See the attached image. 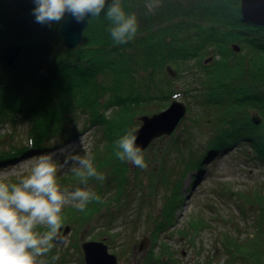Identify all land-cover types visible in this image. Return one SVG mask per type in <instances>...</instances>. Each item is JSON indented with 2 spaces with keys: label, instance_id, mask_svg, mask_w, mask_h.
Instances as JSON below:
<instances>
[{
  "label": "trees",
  "instance_id": "obj_1",
  "mask_svg": "<svg viewBox=\"0 0 264 264\" xmlns=\"http://www.w3.org/2000/svg\"><path fill=\"white\" fill-rule=\"evenodd\" d=\"M124 4L138 16L134 40L115 45L102 14L90 19L82 45L69 50L59 34L60 24L35 22L32 0H0V47L21 48L15 69L0 63V128L20 120L27 129L25 146L0 150V166L29 151L51 150L50 142L57 138L61 144L74 140L80 134L78 121L84 131L94 128L103 133L91 155L106 179L103 183L90 179L89 185L98 194L115 181L110 191L115 196L109 200L114 203L99 195L101 202L90 203L85 212L70 207L62 213V225L68 222L73 230L96 218L111 224L114 214L133 205L135 192L128 189L124 176L133 169L115 157L114 141L126 129H137L141 117L166 109L176 97L186 95L196 103L202 113L196 129L209 134L202 154L186 162L185 170L203 171L209 156L216 158L237 145L244 158L264 165V27L243 20L238 0H163L155 15L146 13L144 0ZM233 45L246 52L234 53ZM180 80L184 86L178 90ZM250 110L261 115L259 126L251 123ZM160 160L164 163L166 158ZM71 185L80 186L76 179ZM168 206L169 202L156 230H164L174 212ZM197 225L201 227L200 220L189 227L194 230ZM263 226L260 218L246 234L238 227L237 233L221 232L214 256L225 261L215 262L210 255L199 264H264ZM108 235L111 246L115 236ZM53 255L58 254L51 252L48 258ZM164 255L163 248L155 256L150 252L144 264H160Z\"/></svg>",
  "mask_w": 264,
  "mask_h": 264
},
{
  "label": "rangeland",
  "instance_id": "obj_2",
  "mask_svg": "<svg viewBox=\"0 0 264 264\" xmlns=\"http://www.w3.org/2000/svg\"><path fill=\"white\" fill-rule=\"evenodd\" d=\"M232 49L236 54L246 52L236 45H233ZM176 84L178 90L184 86L181 80ZM175 100L187 108L184 120L176 132L154 141L144 151L147 169L142 170L127 163L128 168L133 169V172L129 170L124 175L128 180V189L135 192L133 205L121 215L114 214L111 219L113 222L108 225L99 218L94 219L85 228L77 230H73V226L68 225V222L62 225L60 236L66 229L69 231L66 241L52 250V253L59 256L55 264H84L81 244L90 241H103L108 254L115 257L117 264H144L150 252L155 256L161 248L166 251V255L160 264H199L205 262L210 255L214 257L215 262H222L225 257L214 256L216 239L221 232L237 233L238 227L246 234L247 231L254 230L253 226L260 218L264 222V206H261V203L264 204V165H257L251 159L244 158L241 155V145H237L234 150L222 151L219 158L209 156L204 161L206 164L203 171L185 170L186 162H190L194 156L200 157L209 134L196 129L197 120L202 115L196 103L186 95L176 97ZM255 116L260 119L261 115L255 110H250V121ZM81 122L78 121L76 128L80 134L74 140L61 144L57 138L50 142L54 145L51 150L40 153L29 151L21 158L0 166V180L18 182L29 172L32 158L40 154H53L56 163L62 165L64 156L60 152L67 144H75L76 154H92V148L96 147L99 140V143H102L103 133L100 131L99 134L94 128L84 131ZM261 122L262 119L260 124ZM26 133L25 122L18 120L13 124L6 123L0 128V144L4 143L0 145V150H8L9 146H25ZM168 149L171 151L165 157ZM161 157L166 158L164 163L160 160ZM57 178L62 188L70 189L73 188L71 182L77 180L67 167L58 169ZM110 184L105 190L99 191L98 195L112 204L114 202L109 200L115 194L110 191L116 183L111 181ZM153 185L154 189L151 188ZM253 193L258 198L253 197ZM168 202V210L174 212L163 225L165 229L156 230L159 224L156 221H159L158 218ZM70 207L65 206L62 213ZM193 220L201 221V227L197 225L195 231L189 227ZM162 221L166 222L165 219ZM159 222L161 223V219ZM105 234H109V237L115 236L113 242L116 243L110 246L112 243ZM142 240H145L146 244L144 249L138 252ZM125 244L129 246L124 247ZM41 259L51 264L48 256Z\"/></svg>",
  "mask_w": 264,
  "mask_h": 264
},
{
  "label": "clouds",
  "instance_id": "obj_3",
  "mask_svg": "<svg viewBox=\"0 0 264 264\" xmlns=\"http://www.w3.org/2000/svg\"><path fill=\"white\" fill-rule=\"evenodd\" d=\"M32 14L41 25H59L66 16L77 24L88 23L102 14L108 22L106 31L115 45L131 42L137 35L139 21L135 11L125 9L124 0H32ZM147 14L155 15L163 0H144ZM138 129L128 128L114 141V155L142 170L147 169L145 154L137 145ZM34 142L30 141L31 147ZM64 156L58 165L53 154L32 158L29 172L18 182L0 180V264H49L41 259L48 256L61 239L62 212L71 206L85 212L92 202L101 197L88 187L89 180L103 183L104 173L94 165L90 153L76 154L75 144L64 145ZM67 167L77 178L74 188L58 183L59 168ZM59 260L51 256V264Z\"/></svg>",
  "mask_w": 264,
  "mask_h": 264
},
{
  "label": "water",
  "instance_id": "obj_4",
  "mask_svg": "<svg viewBox=\"0 0 264 264\" xmlns=\"http://www.w3.org/2000/svg\"><path fill=\"white\" fill-rule=\"evenodd\" d=\"M240 2V13L244 21L264 27V0H238ZM89 23V22H88ZM88 23L77 24L70 16H66L59 25V34L63 38L67 49L73 50L82 45V36ZM21 48L14 45H3L0 47V63L9 69L16 68V62ZM171 73V70H169ZM186 115V108L178 101L172 102L164 111L152 116H143L139 119L141 125L137 132V145L143 152L150 144L162 137H169L177 128ZM255 125L260 124V120L255 116L252 119ZM69 229H66L61 239L55 244L66 241ZM146 244L142 240L137 251L144 249ZM84 264H117L114 256L109 255L107 247L102 242H85L81 244Z\"/></svg>",
  "mask_w": 264,
  "mask_h": 264
},
{
  "label": "bare ground",
  "instance_id": "obj_5",
  "mask_svg": "<svg viewBox=\"0 0 264 264\" xmlns=\"http://www.w3.org/2000/svg\"><path fill=\"white\" fill-rule=\"evenodd\" d=\"M218 158H219V157H218ZM218 158H217V159H218Z\"/></svg>",
  "mask_w": 264,
  "mask_h": 264
}]
</instances>
